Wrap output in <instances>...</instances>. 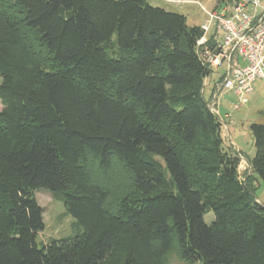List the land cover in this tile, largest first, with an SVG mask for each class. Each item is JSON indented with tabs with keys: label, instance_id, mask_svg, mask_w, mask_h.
<instances>
[{
	"label": "trees",
	"instance_id": "16d2710c",
	"mask_svg": "<svg viewBox=\"0 0 264 264\" xmlns=\"http://www.w3.org/2000/svg\"><path fill=\"white\" fill-rule=\"evenodd\" d=\"M203 36L147 0H0V264H264V124L242 180ZM39 190L74 235L38 246Z\"/></svg>",
	"mask_w": 264,
	"mask_h": 264
},
{
	"label": "rangeland",
	"instance_id": "374dc122",
	"mask_svg": "<svg viewBox=\"0 0 264 264\" xmlns=\"http://www.w3.org/2000/svg\"><path fill=\"white\" fill-rule=\"evenodd\" d=\"M153 7L162 8L169 12H174L185 16L187 25L201 26L208 18V13L212 11L217 0H147ZM228 3L234 2L227 0ZM246 3L254 0H243ZM264 5V0H260ZM1 82V80H0ZM223 95L226 93L222 92ZM226 96V95H225ZM204 98L211 105L212 97H209L208 91L204 92ZM2 108L0 102V110ZM222 123L221 135L223 146L226 150L233 153L240 159L238 172L239 177L245 180L248 177L254 178L251 172L249 161L254 156L253 139L250 135L248 126L251 123L264 124V89L261 82L254 85V92L248 98L246 105L240 108L235 107V98L227 94L225 99L218 103L217 111ZM224 114L230 116V123L225 121ZM229 132V133H228ZM254 198L260 204L264 205V185L255 178ZM35 199L42 209L43 229L36 236L38 246L45 244L52 239H60L69 237L75 234L73 228L74 219L66 214L63 204L60 200L54 197V194L49 191L39 190L34 193ZM213 214L208 213L204 216V221L209 225L213 221ZM168 264H189L185 262L178 251H173L168 256Z\"/></svg>",
	"mask_w": 264,
	"mask_h": 264
},
{
	"label": "built area",
	"instance_id": "2783aa9c",
	"mask_svg": "<svg viewBox=\"0 0 264 264\" xmlns=\"http://www.w3.org/2000/svg\"><path fill=\"white\" fill-rule=\"evenodd\" d=\"M210 26L219 35L215 52L207 56L210 67L216 68L229 50L242 61L241 66L224 74L221 83V88L234 96L235 107L240 108L253 93L254 83L262 82L264 89V6L260 0L224 4L208 13L201 25L204 36Z\"/></svg>",
	"mask_w": 264,
	"mask_h": 264
},
{
	"label": "crops",
	"instance_id": "0c3cea01",
	"mask_svg": "<svg viewBox=\"0 0 264 264\" xmlns=\"http://www.w3.org/2000/svg\"><path fill=\"white\" fill-rule=\"evenodd\" d=\"M262 6H264V5H262ZM211 39L215 43H217L219 41V35L216 33L213 26L209 27L208 31L206 32V34L204 36V42L202 44H204L207 40H211ZM241 65H242V61L238 58L236 52L234 50H229V51H227V53L225 55V59H222L220 64L216 68L212 69L211 75L205 79L203 94L205 91H208L209 97L210 96L212 97L210 106L215 108L216 111H217L218 103L220 102L221 98L225 99L227 94H230L232 97H234L231 93H229V92H227L221 88V83H222V79H223L224 74L228 71H231L232 69H235L238 66H241ZM256 83H254V85ZM254 85H253V92H254ZM223 91L226 92L224 95L222 93ZM212 111L214 112V109H212ZM224 117H225V121H228V123L231 122L230 116L228 114H224Z\"/></svg>",
	"mask_w": 264,
	"mask_h": 264
}]
</instances>
